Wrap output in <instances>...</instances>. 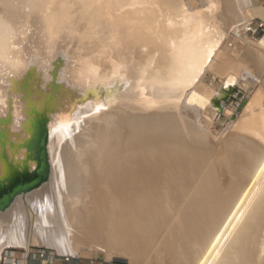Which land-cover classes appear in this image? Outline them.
I'll return each instance as SVG.
<instances>
[{
    "label": "bare ground",
    "instance_id": "obj_1",
    "mask_svg": "<svg viewBox=\"0 0 264 264\" xmlns=\"http://www.w3.org/2000/svg\"><path fill=\"white\" fill-rule=\"evenodd\" d=\"M255 18L258 0H0V178L36 167L21 144L49 115L48 179L0 208V260L36 244L131 264L241 262L264 227ZM235 86L247 97L210 136Z\"/></svg>",
    "mask_w": 264,
    "mask_h": 264
},
{
    "label": "rangeland",
    "instance_id": "obj_2",
    "mask_svg": "<svg viewBox=\"0 0 264 264\" xmlns=\"http://www.w3.org/2000/svg\"><path fill=\"white\" fill-rule=\"evenodd\" d=\"M255 19H259V18H255ZM262 35H264V32L263 33H260V34H258L254 39H258L260 36H262ZM250 37V36H249ZM252 39V38H251ZM206 81L207 82H213L215 85H218L219 86V83H220V81H219V79L218 78H214V79H211L209 76L206 78ZM247 97V92L246 91H244L242 88H240V87H237V86H235L234 87V89H233V91H232V93H231V95L227 98V100H226V108H225V110H219L218 112H217V114H216V116H215V118H214V120H213V123L211 124V126H210V136H213V137H219L220 135H221V132L223 131V130H225L227 127H228V125H227V123L229 122L230 123V121H231V119H232V117H233V115H234V113H235V111H236V108L238 107V105L245 99ZM240 101V102H239ZM239 102V103H238ZM229 104V105H228ZM235 105V106H234ZM234 106V107H233ZM232 110H231V109ZM235 110V111H234ZM48 114H44L43 116H41V117H39L38 118V120H37V124H38V122H40V121H42L43 119H44V122H45V125H44V128H45V133H46V139H45V146H44V148L46 147V142H47V130H46V126H47V124H48ZM47 118V119H46ZM204 120H205V118H204V116H202L201 117V121L204 123ZM47 123V124H46ZM37 131L35 132V134L33 135V136H30L27 140H26V142H23V144H21L22 146H21V148H23V149H25L26 150V156L25 157H22L23 159H25V160H27V161H33V160H35V159H33V158H35V156H36V153H37V151H38V149L36 148V147H33V148H31V147H28L27 145H28V143L30 142V141H32V140H34V141H36V139H37V137L39 136V134L41 133V131H40V126L39 127H37V129H36ZM219 130H220V132H219ZM219 132V133H218ZM27 146V147H26ZM15 151H16V153H18V151H19V148L18 147H15ZM37 168V165H36V167H34V168H32V169H29V168H27L26 166H24V167H22V168H20V167H11V168H9V170L7 171V174L6 175H4V177H1L0 178V194L1 193H3V192H7L9 189H10V187L12 186V185H14L15 183H17V182H23V181H25V180H28V179H31L32 177H33V169H36ZM45 172H47V168H46V170H45ZM259 179H260V176L258 177ZM48 179V177H47V175L45 176V178L42 180L43 182H45L46 180ZM258 180V179H257ZM40 182L38 185H36L35 187H38V186H40L43 182ZM255 181V180H254ZM263 183V181H262V179H261V184ZM1 185H3V186H1ZM263 185H264V183H263ZM261 187H260V191L258 190V194H257V196L256 195H254V196H256V199H255V197H253L252 199H253V201H251V202H253V205L256 203V200H258L259 199V197H260V193H261V191H262V189H263V187H262V185H260ZM34 187V188H35ZM262 188V189H261ZM258 197V198H257ZM245 198V197H244ZM244 198L242 199V200H244ZM242 202V201H241ZM240 202V203H241ZM239 205V204H238ZM249 205L250 206H247V208H251V203H249ZM252 205V206H253ZM250 208L249 209H247V210H245V213H244V215L245 214H248V212L250 211ZM247 212V213H246ZM243 215V216H244ZM242 216V219L243 220H241V222L242 221H245V219H246V217L248 216V215H246V217H243ZM231 217H232V215L230 216V218H228V220H226V222L223 224V226H222V228H221V230H220V233H222L221 231H224V229H226V225L228 226V224H229V222H230V219H231ZM263 219H264V217H263ZM262 219V221H264ZM229 221V222H228ZM246 221H247V219H246ZM246 221H245V223H246ZM262 223V222H261ZM260 223V224H261ZM240 224V225H239ZM238 224V227H240V226H242L243 224H244V222L242 223V225H241V223H239ZM262 225H264L263 223H262ZM262 225H260V226H262ZM225 227V228H224ZM238 227H237V229H238ZM262 228V227H261ZM260 227H259V230H257L256 232V236L254 235V237H257L258 235H259V233L261 234V235H259V236H262V237H258V240H259V243H258V240L256 241L255 239V241H254V243H252L255 247L257 246L256 244H260L259 245V247L257 246L256 248H259L258 249V251H257V249H254V248H252L251 247V251L249 252V250H248V252L249 253H246V255H244L243 256V254H244V252L243 253H241V255H240V260H241V262H239L238 264H243L242 262L246 259L247 260V258H249L248 260L249 261H244V264H252V262H255V260H254V258L256 257V255H257V253H260L259 255H261L262 253V255H261V257L263 258V259H261V257H259L258 255V257L256 258V259H260L258 262H260V263H258L257 262V264H264V257H263V255H264V250L262 251L261 250V246H262V242L264 243V227L261 229ZM236 229V230H237ZM261 229V230H260ZM236 230H234V231H236ZM262 231V232H261ZM237 232V231H236ZM235 232H233L231 235H230V238H228V243L226 242L225 243V246H224V248H222V251H221V255L223 254H225V252H228L229 251V249L228 248H230V239H232L233 237H234V234ZM220 235V234H219ZM232 236V237H231ZM253 237V238H254ZM257 239V238H256ZM261 240V241H260ZM34 245V246H33ZM226 246H227V248H226ZM30 247H40V248H48V249H51L52 251H54L56 254H58L54 249H52V248H49V247H46V246H41V245H36V244H32V245H30ZM29 247V248H30ZM225 249V250H224ZM18 251H22L21 249H17V248H12V249H9V250H7V253H11V252H13V253H15L16 254V252H18ZM257 251V252H256ZM209 252V249L207 250V252L205 253V256L207 255V253ZM262 252V253H261ZM253 253V254H252ZM254 253H256V255L254 254ZM209 254V253H208ZM59 255V254H58ZM248 255H249V257H248ZM63 256H65V255H63ZM96 256H98V257H96ZM208 256V255H207ZM207 256L206 257H204L205 259L207 258ZM253 256H255V257H253ZM80 257V258H79ZM78 258H79V260H80V263L81 264H106V263H110V264H131V263H129V261H128V259H126V258H124V257H122L121 258V256H114L111 260H109V261H106L105 259H104V256H103V254L102 253H96V252H89V251H86V250H84V251H82V253H81V255L79 256ZM251 257V258H250ZM242 258L244 259V260H242ZM253 258V259H252ZM252 260V261H251ZM257 261V260H256ZM247 262V263H246ZM250 262V263H249ZM255 264H256V262H255Z\"/></svg>",
    "mask_w": 264,
    "mask_h": 264
},
{
    "label": "built area",
    "instance_id": "obj_3",
    "mask_svg": "<svg viewBox=\"0 0 264 264\" xmlns=\"http://www.w3.org/2000/svg\"><path fill=\"white\" fill-rule=\"evenodd\" d=\"M264 4V0H258ZM245 31L255 38L264 32V21L252 19L245 22ZM0 264H81L76 256L58 255L48 248L30 247L27 251L22 250L15 253H4ZM108 264V263H106ZM110 264V263H109Z\"/></svg>",
    "mask_w": 264,
    "mask_h": 264
},
{
    "label": "water",
    "instance_id": "obj_4",
    "mask_svg": "<svg viewBox=\"0 0 264 264\" xmlns=\"http://www.w3.org/2000/svg\"><path fill=\"white\" fill-rule=\"evenodd\" d=\"M45 122L44 119L36 125L40 126L41 133L37 137L36 141L32 140L28 143V147H36L38 149L35 159L37 161V168L33 169V177L23 182H17L10 187L7 192L0 194V208L8 203V201L19 191L27 189L29 187L37 185L45 178V159H44V138H45ZM36 127V129H37ZM37 131V130H36ZM3 186V185H1Z\"/></svg>",
    "mask_w": 264,
    "mask_h": 264
}]
</instances>
